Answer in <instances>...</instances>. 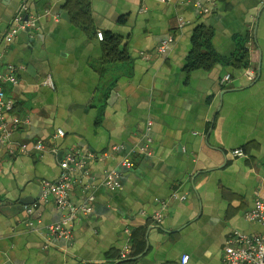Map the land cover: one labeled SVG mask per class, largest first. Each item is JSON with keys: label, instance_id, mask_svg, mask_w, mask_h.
I'll use <instances>...</instances> for the list:
<instances>
[{"label": "crops", "instance_id": "crops-1", "mask_svg": "<svg viewBox=\"0 0 264 264\" xmlns=\"http://www.w3.org/2000/svg\"><path fill=\"white\" fill-rule=\"evenodd\" d=\"M81 1L0 0V49L20 7L39 19L3 56L18 78L4 87L7 121L21 125L0 147V264H223L233 231H263L245 214L264 200V0ZM200 25L228 60L210 70L188 62ZM243 47L253 82L230 65ZM39 141L43 154L17 151ZM70 150L89 165L74 175L70 203L93 197V211L71 240L50 238L68 212L42 200L43 182L60 177ZM112 171L115 191L104 185Z\"/></svg>", "mask_w": 264, "mask_h": 264}, {"label": "built area", "instance_id": "built-area-1", "mask_svg": "<svg viewBox=\"0 0 264 264\" xmlns=\"http://www.w3.org/2000/svg\"><path fill=\"white\" fill-rule=\"evenodd\" d=\"M159 3L166 4L170 0H155ZM208 3H212V0H205ZM204 14L211 13V9L208 7H202L198 4ZM39 19L37 16L29 14L25 6L20 7L19 11L15 15L9 29L2 35L3 49H0V147L8 144V139L13 131L21 125V121L17 118H13L10 124L7 121L8 115L12 113L14 104L11 100L6 98L5 85H15L18 83L17 70L11 65H7L3 62V56L6 54L9 44L15 39L22 31L37 29ZM99 41H104V34L97 33ZM172 39L163 41L158 47L159 54H165ZM246 78L253 82L255 78V71L252 68H247L245 71ZM232 80L231 75L224 76L220 84L226 86ZM45 85L54 88L53 80L49 77L45 82ZM64 132L59 130L56 137H63ZM46 147L43 142L39 141L31 148L29 144H22L18 147L17 151L20 153H36L43 154L46 151ZM119 148H114V151H118ZM11 153L14 151L11 149ZM141 152H147V149H141ZM231 155L234 158H244L246 156L243 149H235L231 151ZM123 166L127 169H131L134 166L133 161L130 158L123 160ZM62 173L60 177L55 181L43 182V194L42 200L48 201L54 200L58 208L67 210V216L60 222L51 224L47 227V235L50 238H63L65 240H71L73 237V227L78 220L79 215H89L93 211L91 203L93 197L88 199L87 204L80 207H75L70 203V194L72 185L74 182V175L77 173L88 172V161L82 158L76 151H67L64 153L60 164ZM104 185L110 190H118L120 185L117 180V175L114 171L107 174ZM29 215L33 213L32 208H28ZM245 218L251 222L258 224L262 227L263 231L259 234H246L239 231H233L231 236L223 250L222 263L223 264H264V200L259 198L256 200L254 207L247 211ZM156 221H160V215L155 216ZM126 250L120 256L121 259L127 257ZM189 257L185 256L182 259L183 264H187Z\"/></svg>", "mask_w": 264, "mask_h": 264}, {"label": "trees", "instance_id": "trees-1", "mask_svg": "<svg viewBox=\"0 0 264 264\" xmlns=\"http://www.w3.org/2000/svg\"><path fill=\"white\" fill-rule=\"evenodd\" d=\"M88 0H82L81 6L85 8ZM105 39V38H104ZM213 33L209 28L205 26H198L192 35V52L189 55L188 62L192 69L203 67L210 70L216 64L227 62V59H223L218 56L212 46ZM249 49L243 47L237 56L230 59V65L235 69H246L250 64Z\"/></svg>", "mask_w": 264, "mask_h": 264}, {"label": "water", "instance_id": "water-1", "mask_svg": "<svg viewBox=\"0 0 264 264\" xmlns=\"http://www.w3.org/2000/svg\"><path fill=\"white\" fill-rule=\"evenodd\" d=\"M23 203V202H22ZM25 203V202H24ZM26 204V203H25ZM1 206H2V203H1V201H0V208H1Z\"/></svg>", "mask_w": 264, "mask_h": 264}]
</instances>
